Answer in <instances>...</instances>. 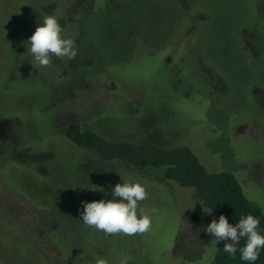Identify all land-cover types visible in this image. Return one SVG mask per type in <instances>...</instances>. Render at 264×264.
<instances>
[{
    "label": "rangeland",
    "instance_id": "obj_1",
    "mask_svg": "<svg viewBox=\"0 0 264 264\" xmlns=\"http://www.w3.org/2000/svg\"><path fill=\"white\" fill-rule=\"evenodd\" d=\"M51 3L79 55L41 67L28 40ZM72 125L188 147L264 212V0H0V264H212L192 190L74 147ZM123 181L145 186L152 230L86 227L82 202Z\"/></svg>",
    "mask_w": 264,
    "mask_h": 264
},
{
    "label": "trees",
    "instance_id": "obj_2",
    "mask_svg": "<svg viewBox=\"0 0 264 264\" xmlns=\"http://www.w3.org/2000/svg\"><path fill=\"white\" fill-rule=\"evenodd\" d=\"M56 9L55 3L42 6V11L48 15H53ZM59 23L62 27L64 22L60 20ZM85 63L89 65L91 60ZM65 138L78 149L94 152L102 161L161 172L163 180L179 188L192 190L209 210L212 220L218 222L219 217L224 215L235 226L242 215L251 214L260 220L259 231L264 235V212L246 198L236 177L223 171L209 172L188 147H160L147 142L111 140L94 131H82L78 125L67 128ZM229 242H219L212 264H249L241 260L239 251L234 258L223 251L224 244ZM245 242L242 239L238 247ZM255 264H264V249Z\"/></svg>",
    "mask_w": 264,
    "mask_h": 264
},
{
    "label": "clouds",
    "instance_id": "obj_3",
    "mask_svg": "<svg viewBox=\"0 0 264 264\" xmlns=\"http://www.w3.org/2000/svg\"><path fill=\"white\" fill-rule=\"evenodd\" d=\"M63 29L55 15L45 16L42 26H38L29 38V51L35 64L41 67H51L55 59L73 61L79 55L75 37H65ZM250 63L251 61H247ZM103 191V189H95ZM113 199L105 201L82 202L81 218L86 227L108 235H144L153 228V215L158 209L152 208L150 213L141 207V202L149 197L145 186L141 183L123 181L111 190ZM119 198V200H117ZM260 220L249 214L242 215L239 222L233 226L221 215L218 222L212 220L205 231L215 237L214 243L230 241L224 244L223 251L235 257L239 251L240 258L249 264H255L260 252L264 249V235L259 231ZM246 242L240 245L241 240ZM95 264H109L106 258H99ZM121 264H125L124 261Z\"/></svg>",
    "mask_w": 264,
    "mask_h": 264
},
{
    "label": "flooded vegetation",
    "instance_id": "obj_4",
    "mask_svg": "<svg viewBox=\"0 0 264 264\" xmlns=\"http://www.w3.org/2000/svg\"><path fill=\"white\" fill-rule=\"evenodd\" d=\"M72 126H74V125H72ZM72 126H69L68 128H70V127H72ZM67 129V128H66ZM65 129V130H66ZM16 135H19V133L18 134H16ZM63 138H65V131H64V133H63ZM66 139V138H65ZM67 140V139H66Z\"/></svg>",
    "mask_w": 264,
    "mask_h": 264
}]
</instances>
